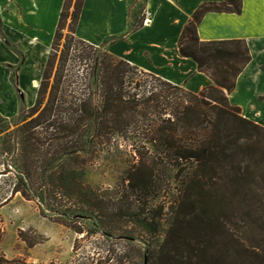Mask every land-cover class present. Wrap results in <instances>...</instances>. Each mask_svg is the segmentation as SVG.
I'll use <instances>...</instances> for the list:
<instances>
[{"label":"trees","instance_id":"1","mask_svg":"<svg viewBox=\"0 0 264 264\" xmlns=\"http://www.w3.org/2000/svg\"><path fill=\"white\" fill-rule=\"evenodd\" d=\"M83 2L77 0L71 14L53 83L71 0L64 1L35 103H22L13 117L0 113V155L12 158V192L37 199L44 216L68 225L89 220L108 236L113 222L106 209L119 207L147 236L132 264H264V125L229 100L250 50L242 39L202 41L198 35L207 12L241 13L242 0L200 4L182 31L181 55L213 79L198 93L79 38ZM0 36L24 61L3 33L1 17ZM77 43L83 45L78 62L91 66L85 62V74L70 79L67 64ZM132 72L152 75L160 88L131 92ZM119 137L132 140L137 154L121 176L122 199L133 202L111 205L88 183L87 168ZM116 259L126 264L129 252Z\"/></svg>","mask_w":264,"mask_h":264},{"label":"crops","instance_id":"2","mask_svg":"<svg viewBox=\"0 0 264 264\" xmlns=\"http://www.w3.org/2000/svg\"><path fill=\"white\" fill-rule=\"evenodd\" d=\"M64 1L0 0L2 31L26 55L21 61L0 36L3 101L12 97L13 104L17 103L12 94L11 69L4 64H19L20 76L26 69L34 71L46 64ZM138 1L84 0L77 36L194 93L213 84L194 59L181 55L179 40L200 4L224 0H145L142 15L137 11ZM198 35L202 41H246L251 60L238 76L229 100L241 108L245 117L264 125V0H242L241 13L207 12L198 25ZM15 109L4 111L0 104L2 113L14 116L20 108Z\"/></svg>","mask_w":264,"mask_h":264},{"label":"rangeland","instance_id":"3","mask_svg":"<svg viewBox=\"0 0 264 264\" xmlns=\"http://www.w3.org/2000/svg\"><path fill=\"white\" fill-rule=\"evenodd\" d=\"M76 1L71 0L70 3L69 15L58 47V58L55 61L50 84L53 83L59 66V57L69 34L71 14ZM144 6L145 0H139L137 5L138 14L142 15L144 13ZM6 9H9V7ZM20 48L23 51L25 50L24 47ZM78 48L83 50V45L77 43L69 55L70 61L67 64V74L68 77L71 76L70 79H72V76L75 78L77 72L79 75L85 74L86 64L89 67L91 66L90 60H86L84 63L78 62L77 55L82 52ZM88 51L89 48H85L83 55H86ZM36 59H38L37 55ZM4 65H9L11 80L16 83V87H12V94L17 99V106L13 104L12 97L8 102L0 98L1 108L4 111L11 112V109H15V107L18 111L22 103L26 107H31L36 101L41 74L45 65H40L34 71L26 69L21 76L19 64L6 63ZM131 76L132 78L134 76V82L132 85L130 83L131 87H128V89L131 92L139 93L140 96H143L144 91L150 90L153 86L160 88L159 81L148 73L132 72ZM30 77L34 80L32 81ZM134 85L141 87L136 91L132 89ZM21 94L24 96L23 100H21ZM148 94L146 93V95ZM0 113L7 117L13 116V113ZM131 142L132 140H128L127 137L117 138L116 144L112 146L113 149L109 151L107 146L100 160L89 164L87 168L88 183L95 188H100L102 195L110 199L106 202L111 205L120 200L124 201V204L133 202L131 196L128 200L125 196L122 199L124 184L121 180L125 162L128 164L137 158L134 145L129 144ZM10 162H12V158H9L6 153L0 155V264H117L116 256L122 254L125 250L130 255V259L126 264L137 261V250L135 248L142 247L147 236H143L140 228L131 221L128 215L120 213L119 207L106 209V211H109L108 216L113 222L112 236L102 234L100 229H94L92 222L89 220L77 221L68 225L62 223L60 218L55 220L44 216L37 199H26L20 193L12 192L15 177L13 172H9ZM161 201L163 204V200ZM108 216H105V218L108 219ZM75 228H82L84 232H76ZM123 233L133 234L135 238L133 243L129 241V237L122 236Z\"/></svg>","mask_w":264,"mask_h":264},{"label":"built area","instance_id":"4","mask_svg":"<svg viewBox=\"0 0 264 264\" xmlns=\"http://www.w3.org/2000/svg\"><path fill=\"white\" fill-rule=\"evenodd\" d=\"M146 21H148V19H146Z\"/></svg>","mask_w":264,"mask_h":264}]
</instances>
